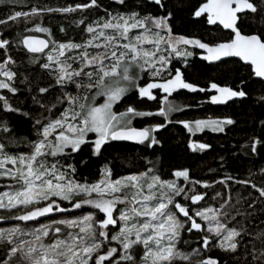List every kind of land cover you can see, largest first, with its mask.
Returning <instances> with one entry per match:
<instances>
[{
  "label": "snow or ice",
  "instance_id": "snow-or-ice-1",
  "mask_svg": "<svg viewBox=\"0 0 264 264\" xmlns=\"http://www.w3.org/2000/svg\"><path fill=\"white\" fill-rule=\"evenodd\" d=\"M10 2L15 4L17 0ZM115 2L124 5L126 0ZM149 3L158 6L161 14L106 11L87 24L82 17L75 22L77 27L84 25L85 35L79 42L58 41L49 28L40 25L26 30L45 33L48 39L22 36L17 41L32 54L30 62H39L38 67L53 83L37 86V94L31 96L40 113L32 125L35 139L26 141L27 152L12 154L7 150L9 145L21 141L9 126L7 115L0 118V133L7 141L0 142V179L7 181L6 190L0 191V210L7 215H0V223L23 222L0 227V264H221L219 258L208 254L213 248L236 264H264V227L256 231L248 227L257 219L264 225V179L257 184L226 175L214 183L223 185L227 194L215 192L211 197L214 204H208L206 194L198 192L196 185H212L191 179L188 169L173 171L175 179H164L155 167L114 176L105 166L98 179L81 182L76 178L75 165L68 163L82 145H89L96 156L113 141L145 148L159 144L156 134L172 123V113L181 111L168 97L182 89L206 91L187 82L179 68L173 73L167 67L173 58L186 61L193 55L185 46L204 50L206 54L201 59L208 62L223 63L225 58H235L249 66L251 75L264 81V34H245L241 28L246 21L254 23L257 18L264 25V0H201L192 16L228 30V38L218 43L174 35L173 13H165V0ZM94 8H99L98 0L58 8L32 6L27 12H10L6 19H0V24L19 23L21 18L27 24L37 16ZM60 32L66 33V29L61 26ZM11 46L12 41L0 36V90H6L0 94V112L31 119V112L14 107L7 95L15 97L19 91L15 87V61L9 54ZM144 76L152 79L141 86L138 82ZM72 85L75 94L68 91ZM56 89L62 94L46 104L45 98ZM155 89L165 94L156 112L138 110L132 105L119 110L130 91L135 90L141 101H152L157 99ZM211 89L217 93L210 97L212 104L248 95L239 87L216 83L211 84ZM258 100L264 102V96ZM157 116L163 117L164 122L144 127L133 123L137 118ZM176 123L189 132L205 128L223 132L224 125L234 121L226 118ZM261 125L264 127V121ZM261 143L264 141L253 139V154ZM188 147L195 152L210 145L190 142ZM181 179L191 187L178 184ZM229 181L241 185L243 191L237 190L233 195ZM57 213L67 215L57 217ZM185 233L196 240L185 238Z\"/></svg>",
  "mask_w": 264,
  "mask_h": 264
},
{
  "label": "trees",
  "instance_id": "trees-1",
  "mask_svg": "<svg viewBox=\"0 0 264 264\" xmlns=\"http://www.w3.org/2000/svg\"><path fill=\"white\" fill-rule=\"evenodd\" d=\"M86 0H17L13 4L10 0H4L0 3V19H6L7 15L13 11H30L32 6H46L50 8L66 7L83 3ZM201 0H165L167 8L171 11V27L174 35H183L188 38L200 39L202 42H222L228 38L227 32L223 29H217L216 26H209L206 20L194 18L192 12L199 5ZM99 8L88 9L84 12L77 11L71 14L52 13L44 17H34L27 24L23 22L9 21L7 24H0V36L12 41L9 48V54L15 61L14 71L18 73L15 80V87L19 90L15 97L7 93L10 102L14 107H20L23 111L31 112L32 118L29 119L20 114H4L0 112V118L7 115L9 126L12 128L15 136L21 141L18 145H9L7 150L16 154L18 152H27L26 141L35 139L33 130V121L39 117L40 109L32 102L31 96L36 95L37 86H48L53 83L52 78L37 64H32L29 56L22 45L17 41L22 36L36 35L48 39L47 34L27 31L36 25L47 27L51 30L53 37L61 42L68 39H75L77 42L84 37V25L76 26V21L85 18V24L102 17L105 12L113 14H127L130 11H138L142 16L146 14L158 15L161 10L158 6L149 3V0H126L124 5L117 4L115 0H98ZM66 29V33L60 32V27ZM245 34H264V25L259 18L253 23L251 20L241 25ZM224 33L221 36V33ZM48 51V50H47ZM46 51V52H47ZM193 55L186 61L183 59H172L168 68L174 73L179 68L183 73L184 79L203 88L204 92H189L187 90H178L168 97L169 101L178 105L181 111L174 112L169 116L172 123H167L166 127L157 133L159 144L152 148H145L143 145H134L130 143L110 142L102 148V154L93 156L89 145H82V150L76 154L73 153L68 159V163L75 165L77 172L76 178L81 182L87 180L93 182L99 178L101 169L105 166L110 168L114 176H121L134 171H143L150 167L155 170L164 179H173L171 173L175 170L188 169L190 178L207 182L212 185L210 188H203L196 185L200 193L206 194L208 204H214L211 197L215 192L220 191L227 194L224 186L214 181L222 180L226 175L235 177L238 180H252L259 184L264 179L261 169H264V143L257 144L258 152L253 154L250 145L253 139L264 141V127L261 121H264V102H260L258 97L264 96V82L251 75L249 66L243 65L235 59H227L225 62L217 64H208L200 58L198 48L191 47ZM3 50H0L2 53ZM39 55V54H37ZM235 61V62H234ZM27 77V80H25ZM147 76L141 78L138 82L141 86L148 80ZM21 81H25L21 83ZM212 83L219 86H229L233 89L238 87L244 90L248 95L244 98H234L224 104H212L210 97L213 94L209 91ZM29 88L32 92L29 93ZM68 91L75 94L74 85L69 86ZM6 90H0V94ZM61 91L56 89L51 91L44 102L50 104L55 102L56 97L61 95ZM156 100L149 101L144 98L142 101L138 98L135 90L130 91L123 102L119 105V110L123 111L127 106H135L138 110L156 112L160 107L162 96L157 91L154 93ZM2 103V102H0ZM47 115V113H44ZM54 114H56L54 112ZM232 119L231 125H226L223 132H209L191 134L182 124L176 123L177 120L194 122L196 120L207 119ZM157 122H164L163 117L137 118L133 121L137 127H144ZM0 142L7 143L4 140V134L0 133ZM205 143L209 148L200 151H192L188 144ZM83 161V162H82ZM232 184L231 181H229ZM3 187H0V189ZM242 186L232 184V194L235 195ZM246 195L247 193L244 192ZM203 203V202H201ZM259 215V213H258ZM5 227V225H3ZM250 230L256 231L260 225L259 219L248 225ZM185 238L191 236L193 241L195 236L185 233ZM247 239V238H246ZM196 246L195 243L192 245ZM182 248H186L181 244ZM214 258H219L221 264H236V261L219 249H211L210 253ZM243 248L240 250V256L243 258Z\"/></svg>",
  "mask_w": 264,
  "mask_h": 264
},
{
  "label": "rangeland",
  "instance_id": "rangeland-1",
  "mask_svg": "<svg viewBox=\"0 0 264 264\" xmlns=\"http://www.w3.org/2000/svg\"><path fill=\"white\" fill-rule=\"evenodd\" d=\"M185 47L187 48L188 51H191V47H192V46H185ZM188 58H189V57H188ZM188 58H187V59H188ZM173 59H176V58H173ZM178 59H183V58H178ZM183 60H184V59H183ZM184 61H185V60H184ZM168 66H169V65H168ZM168 66H167V67H168ZM165 77H167V73H165ZM147 79H148V81H151L152 78L148 77ZM156 79L158 80L159 78H156ZM155 91H157L158 94L162 96V98H163V96L165 95L164 93H162V92H161L160 90H158V89L153 90L154 93H155ZM209 91H212L214 95L217 94V93H215V90L211 89V86H210V88H209ZM193 127H194V123H193ZM225 127H226V125H224V129H225ZM187 130H188V129H187ZM204 131L213 132L211 129L205 128L203 131H194V132H190V133H191V134H195V133L197 134V133H201V132H204ZM188 132H189V131H188ZM215 133H218V132H215ZM173 179H175V177H174ZM6 183H7V181H5V180H3V179H0V187H3V188L0 189V191H5V190H6V188L4 187V185H5ZM177 183H178V184H181L182 186H184V187H186V188L191 187L190 184H184L183 181H182V179L179 180V181H177ZM178 199H180V198H178ZM189 203H190V201H189ZM0 215H7V213H4L2 210H0ZM55 215H56L57 217H60V216H62V215H67V214H59V213H57V214H55ZM42 219H43V218H42ZM17 223H19V224H23V222L9 220V221L6 222V223H0V227H3V225H5V227H10V226H12L13 224H17ZM32 223H33V222H29V225H31Z\"/></svg>",
  "mask_w": 264,
  "mask_h": 264
},
{
  "label": "water",
  "instance_id": "water-1",
  "mask_svg": "<svg viewBox=\"0 0 264 264\" xmlns=\"http://www.w3.org/2000/svg\"><path fill=\"white\" fill-rule=\"evenodd\" d=\"M209 26H212V25H209ZM225 32H227L228 30H224ZM28 36H35L36 38H38V39H45L46 40V38L45 37H42V36H36V35H28ZM48 49H46L45 50V52L47 51ZM198 50H199V52H200V58L203 56V55H205L206 53L204 52V50H202V49H199L198 48ZM26 51V50H25ZM227 59H235V58H225V60H227ZM208 64H217V63H219V62H208V61H206ZM242 63V62H241ZM255 77V76H254ZM256 79H258L259 80V78H257V77H255ZM262 82H264V81H262ZM113 142H119V141H113ZM120 143H130V144H132L131 142H120Z\"/></svg>",
  "mask_w": 264,
  "mask_h": 264
}]
</instances>
